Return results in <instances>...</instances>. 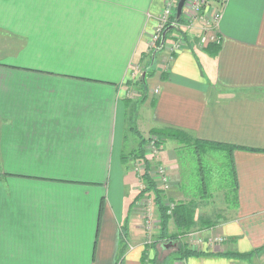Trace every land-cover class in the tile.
<instances>
[{"label":"crops","instance_id":"1","mask_svg":"<svg viewBox=\"0 0 264 264\" xmlns=\"http://www.w3.org/2000/svg\"><path fill=\"white\" fill-rule=\"evenodd\" d=\"M168 1L0 0V264L158 263L160 211L150 229L125 157L135 127L239 146L234 213L193 231L200 247L179 236L201 254L172 263L264 264V249L229 254L264 247V0L226 1L216 53L199 29L173 55L155 48L134 104Z\"/></svg>","mask_w":264,"mask_h":264},{"label":"rangeland","instance_id":"2","mask_svg":"<svg viewBox=\"0 0 264 264\" xmlns=\"http://www.w3.org/2000/svg\"><path fill=\"white\" fill-rule=\"evenodd\" d=\"M187 3L188 1L185 3L181 15L183 17L181 23L183 24L187 19ZM195 25L197 26L190 29L191 32L199 29L200 23L196 22ZM185 28L186 26H181L180 30L177 29L171 32V37L169 36L165 41L166 44L163 48L167 51V56L173 55L186 45L187 31L189 30ZM160 35L157 39L153 38L151 50L146 53L143 65L134 69L135 83L133 82L132 88L129 90V96L131 100L133 98L134 104H141L146 99L148 91L147 79L154 75L157 65L151 60V56ZM142 78L146 80V90L141 86ZM134 129V133L129 135L128 144L132 143L131 138L133 137L135 148L129 152L130 146L127 145L125 153H127L126 155H132L133 153L131 152L134 150L135 152H139L140 149L144 151L143 156L135 158L134 170L138 174L137 189L139 190V197L137 200H143L144 202L143 213L145 212L146 224L150 226V229H153V212L156 204L154 200L155 192L150 189L147 190L149 183L145 172L147 171L146 163L148 162L150 165L147 171L148 176L153 179L156 187L163 191L165 200L168 202L169 213L172 212L174 201H185L192 204L195 211L196 224L193 229L179 234V236H185V240L198 247L201 244V237L198 234L199 232H196L197 234L194 236L193 231L205 229L207 228L206 225H210L212 222L218 223L221 220H228L234 213L236 202L234 191L231 188L232 181L229 174L227 151L214 148L198 149L193 141L194 137L188 138L186 135L184 137L185 140L179 141L158 133L157 130L159 128H152L148 132L145 131V133L139 131L137 127ZM202 175H205L206 182L203 181ZM144 189L147 191L141 193ZM171 224L174 225L173 223ZM158 226L160 227V224ZM173 228L172 231L175 230L174 226ZM161 238L165 239L164 242H167L165 234ZM220 241H223L222 237H218L215 240V242ZM178 243L171 242V244L167 245L166 250L160 249L161 252L158 253L160 261L158 260L156 264H173L172 261L176 259V251L179 249ZM168 253L172 255H167L162 259Z\"/></svg>","mask_w":264,"mask_h":264},{"label":"trees","instance_id":"3","mask_svg":"<svg viewBox=\"0 0 264 264\" xmlns=\"http://www.w3.org/2000/svg\"><path fill=\"white\" fill-rule=\"evenodd\" d=\"M183 21V17H181L179 20H176V15L173 16L172 21L167 24L163 30L162 33L164 32V30L171 26L174 25L173 29H171L166 36V40L168 39V37H171V32L175 31V30H180L181 28L178 27V25ZM175 23V24H174ZM162 33L160 35V38L156 44L157 48L160 43H161V39H162ZM207 47L210 49H213V53H216L217 50L220 47V44L217 43H209L207 45ZM163 49V48H162ZM155 50V49H154ZM154 57V51L152 52V56H151V60H153ZM141 86L142 88H144V90H146V80L145 78H142L141 80ZM158 133H161L169 138H173V139H177L179 141H183L184 137L187 135L188 138H193L192 135H190L189 133L177 129V128H173V127H162L159 128L157 130ZM194 143L196 145V147L198 149L203 148L202 150H205L206 148H214V149H224L227 151L228 153V165H229V169H230V177H231V188L234 191V196H235V201L237 199V191H238V177H237V172H236V168H235V162H234V157H233V152L236 148H239V146H235V145H230V144H224L221 142H213V141H208V140H201L198 138H193ZM185 140V139H184ZM143 141V140H142ZM132 156L131 154L126 155V159L130 158V157H140L143 156L144 151H142V149H140V151H136L135 150L133 152ZM148 168H150V165L148 164V162L146 163V170L148 171ZM145 172V176L147 178L148 181V188L147 190H153L155 192V202L157 207L159 208L160 211V227L161 230L165 233V236H167V242H166V246L171 242H177L180 241L179 240V234H183L184 232H188L191 229H193V227L196 224V219H195V211L194 208L192 207V204H190V202H180V201H174V207L172 209V212L169 213V206L167 205V201L165 200L163 191L158 189L156 187V184L154 183L153 179L150 178L148 176V172ZM202 171V169H201ZM202 177L204 178L203 181H205V175H202ZM206 182V181H205ZM146 189H144L141 193H144L145 191H147ZM202 196V195H201ZM171 223L174 224L175 230L172 231L171 230ZM212 224H214V222L210 223V225H206V226H211ZM205 225V224H204ZM126 247L127 245L122 243L121 244V249H120V254H119V261H122L124 258V254L126 251ZM179 252L177 253V258L176 259H181V260H185L189 257L192 256H199L201 254V251H197L195 249H193L191 246H189L187 243H181L180 247H179ZM264 249V247L259 248V249H255L253 251L250 252H244V253H240V252H231L229 253L231 256H235L236 258H243V259H251L256 253L261 252ZM144 259V257H143ZM157 263V260L156 262ZM142 264L144 263V260H142Z\"/></svg>","mask_w":264,"mask_h":264},{"label":"built area","instance_id":"4","mask_svg":"<svg viewBox=\"0 0 264 264\" xmlns=\"http://www.w3.org/2000/svg\"><path fill=\"white\" fill-rule=\"evenodd\" d=\"M178 1L179 0L168 1L164 14L161 17L160 23L153 36L154 39L159 37L163 28L169 24L172 21L173 16L176 15ZM187 1V19L185 20L184 24L180 23L178 26L180 28L181 26H186V28L190 30L191 28L197 26L195 23L198 22L200 23V33L198 34L200 44H220L221 37L218 33V25L223 15V6L227 0H186V2Z\"/></svg>","mask_w":264,"mask_h":264},{"label":"water","instance_id":"5","mask_svg":"<svg viewBox=\"0 0 264 264\" xmlns=\"http://www.w3.org/2000/svg\"><path fill=\"white\" fill-rule=\"evenodd\" d=\"M186 0H179L178 1V5H177V8H176V19L179 20L181 15H182V12H183V7H184V4H185ZM174 25H171L169 27H167L164 32L162 33V39H161V43L160 45L158 46L157 50L159 49H162L165 45V41H166V36H167V33L173 29ZM156 52V51H155Z\"/></svg>","mask_w":264,"mask_h":264},{"label":"flooded vegetation","instance_id":"6","mask_svg":"<svg viewBox=\"0 0 264 264\" xmlns=\"http://www.w3.org/2000/svg\"><path fill=\"white\" fill-rule=\"evenodd\" d=\"M166 44V43H165Z\"/></svg>","mask_w":264,"mask_h":264}]
</instances>
